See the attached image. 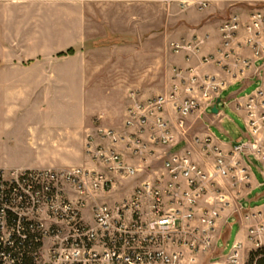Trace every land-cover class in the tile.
I'll return each instance as SVG.
<instances>
[{"label":"built area","instance_id":"built-area-1","mask_svg":"<svg viewBox=\"0 0 264 264\" xmlns=\"http://www.w3.org/2000/svg\"><path fill=\"white\" fill-rule=\"evenodd\" d=\"M211 2L193 0L199 10ZM219 32L221 46L201 56L199 66L172 68L168 91L130 92L122 130L98 127L88 136L92 166L0 168L2 264H249L252 254L263 253L264 207L248 212L239 201L250 194L254 162L264 176V7L231 14ZM203 43L196 36L170 42L169 50L190 62ZM255 61L260 84L244 105L246 139L230 148L211 136L188 140L186 119L213 106L227 84L199 67L214 64L237 77ZM169 108L189 147L166 152L161 168L130 194L103 201L122 180L154 165L145 167L158 148L178 141ZM232 205L242 234L223 255L218 222Z\"/></svg>","mask_w":264,"mask_h":264},{"label":"rangeland","instance_id":"rangeland-1","mask_svg":"<svg viewBox=\"0 0 264 264\" xmlns=\"http://www.w3.org/2000/svg\"><path fill=\"white\" fill-rule=\"evenodd\" d=\"M45 1L35 0L34 5L28 6L21 15L25 16L29 22H37V30L39 29L40 32L45 31V26H51L54 34L65 22L70 27L72 26V29H75L78 24L74 19L69 20L68 12L62 10L60 12L53 11L52 13L49 6L45 5ZM82 2L86 6V17L90 22V44H88L91 47L81 55V58L87 64L93 66L90 73L94 74V81L88 87H84L85 89L75 88L77 89L78 101L74 105L67 103L69 106H75L78 128H83L84 125L88 127L96 125L102 127L105 124L122 125L124 122L122 113L125 106L129 104L131 91L138 90L142 95H154L163 91L164 87L166 88L163 78L166 41L178 38L186 29L194 27L196 23H201L208 18H226L233 12L231 3L232 5L235 4L234 1L212 0L206 9L199 10L193 4V0H82ZM183 2H185V7L182 6ZM250 8L253 7L246 8L242 6L240 9ZM18 13L19 10L10 13V15H17ZM0 15L3 14L0 13ZM52 18L54 22L50 24ZM33 26L35 25L33 24ZM29 32L32 33V29ZM69 49H73L74 53L59 55ZM69 49L50 57L51 59H58L76 54L75 48ZM34 61V59H28L24 64L29 65ZM73 62L78 61H72L71 63ZM259 64L261 62H257V65ZM9 78L10 76L5 75V73L0 74V113L4 115L6 111L12 110L14 116L12 115L11 120H8L5 116L0 118V133L6 129L7 122H11L15 129L12 135L14 139L23 137V139H30L28 142L33 143L32 138L35 136L33 133L30 136L28 132L31 131L33 126L36 128L39 125L30 124L28 126L29 123H43L47 116L58 114L59 111L62 119L67 117V107L62 104L58 107V104L54 103L50 107V104L47 105L45 97L48 95L47 90L49 88L55 92L57 90L62 92L63 89L67 90L69 88L40 87V85L36 84L34 86L26 82L24 78L22 80L21 77L13 78V80ZM253 81L251 85L240 92V95L249 94L259 86L260 80L254 79ZM240 87V84L230 86L222 94L223 99L240 89ZM84 92H86V100L84 99ZM90 106L92 110L89 109ZM219 108L225 113L222 121L217 124L211 123L208 117L212 115V110L209 109L206 112L207 117L202 120V124L223 141L238 142L244 139L242 134L244 123L241 117L233 111L230 103L224 107L220 103ZM88 109L90 115L86 116L84 114L87 113ZM103 112L107 117L104 116L99 119V114ZM66 124L65 122L61 124V127H64L62 129H65L64 131H68ZM27 126L28 132L20 134L18 130ZM11 128L12 126L8 130H11ZM221 128L226 133H223ZM42 130L45 131L46 128H42ZM64 131H61V138L67 136L66 133H63ZM46 143H40L39 148L35 149L34 152L29 148L28 150L22 148L18 144L14 146L0 144V163L5 161L17 162L23 156L30 157L34 154V157L44 163L60 162L67 164L70 161H81L86 153V150L84 152V136L79 133L69 132L67 142L61 139V142L56 145ZM66 167L72 166L57 168ZM253 170L257 180L264 181L256 162L253 163ZM136 179L137 176L124 179L121 184H118L112 190L119 188V193L124 196ZM262 192H264V188L254 189L251 195L240 201V204L244 209L263 205L264 197L256 198V195ZM225 220L227 225L222 227L216 242L219 252L223 255L230 252L240 233V225L236 216H230Z\"/></svg>","mask_w":264,"mask_h":264},{"label":"crops","instance_id":"crops-1","mask_svg":"<svg viewBox=\"0 0 264 264\" xmlns=\"http://www.w3.org/2000/svg\"><path fill=\"white\" fill-rule=\"evenodd\" d=\"M226 2H233L234 5L231 3V7L233 8V12H231L228 16L231 14H242L246 15L248 12H250L253 9L257 8H263L264 7V0H222ZM35 3V0H0V13L3 15H0V74L5 73V75L10 76V80H13V78L21 77V79L33 84L34 86L37 84L40 87H64L69 88L67 90L63 89V91L57 90L56 92L52 89H48V95H46L45 99L47 102V105L54 103L58 104V107H60L62 104L64 107H67V117L61 118L60 111L58 114H54L53 116H47L45 119V122L38 123V122H32L30 124H38L39 126L36 128L31 129L30 132H28V126L26 128H20L18 131H20V134L27 133L31 136V134H34V138H32V142L30 143V139H14L13 133V123L7 122V125L5 126L6 129L0 133V144L1 145H7V146H14L15 144H18L22 146V148H25L28 150L31 149L32 152L36 151L35 149L39 148L38 145L43 142H47L49 145H56L59 144L62 140H65L67 142V136L69 132L75 134L79 133L80 135L84 136V152L86 150V141L89 135L95 136L97 132L98 126L88 127L87 125H84L83 128H78L79 126L76 124L77 116H76V110L74 103L76 104V101H78V95H77V87H80L81 90L84 87H88L91 82L94 80V74L90 71H92L93 66L90 64H87L85 61L82 60L81 55L84 54L85 51H87L90 47V22L88 21V18L86 17V6L82 2V0H46L45 5L49 6V9H51V12L53 11H66L68 12V16H70V19L76 20V23L78 24L75 29H72V26L68 23H64L59 29L53 34V28L51 26H45V31H39L37 30V22H32L23 15H21L24 10L28 6H33ZM253 7L250 9H240L241 7ZM19 10V13L17 15H10L12 12H16ZM74 15V16H73ZM227 16V17H228ZM226 17V18H227ZM223 19H217V18H208L205 21H202L201 23H196L194 27H190L184 31V33L181 34V36L176 37L174 40L170 39L167 40L165 43V50H164V90L156 93L154 95L162 94L168 91L170 87L171 82V75H172V68L174 66L179 67H187L189 65L193 66H199L200 64V58L201 56H207L209 54L215 53L218 48L221 46V36L219 32V26L222 23ZM54 22L53 18L50 20V24ZM35 25L32 27V25ZM30 29H32V33H30ZM200 37L204 39V43L201 46V51L198 55V57H194L190 62H187L186 59L182 55L173 54L169 50V44L172 41H180L182 39L189 40L193 37ZM89 43V44H88ZM87 47V48H86ZM69 48H75L76 54L73 56H67L62 57L58 59H51L50 56L57 54L58 52L66 51ZM83 49V50H82ZM81 50V51H79ZM247 57H252V53L250 50H244L242 52ZM83 57V56H82ZM28 59H34L35 61L30 63L29 65H25L24 62ZM81 60V61H80ZM66 61V62H65ZM72 61H78L73 62ZM257 62L261 61H255L253 67L245 70L243 75H239L237 77L232 76L231 74L221 70L219 67L215 66L214 64L204 65L200 66V72L201 73H209L212 75L217 76L218 79L225 81L226 87L220 92L219 98L215 101L214 105L208 108H205L203 111L196 113L192 116H189L186 119L184 130L186 132V136L188 140L193 139L194 137H206L211 136L213 137L214 141L223 145L226 148H230L232 145L243 141L247 137V130L244 124V129L242 131V134L244 136V139L238 141V142H226L219 138H217L210 129L202 124V120L204 117H207V110H212V115L208 117L211 123L217 124L218 122L222 121L225 117V113L220 110L219 104L222 103V107L230 103L231 108L235 113H237L243 123H244V117H245V111H244V105L246 102L247 96L246 95H240V92L247 88L249 85H251L255 80H260L258 77L257 67H259L261 64L257 65ZM260 73L264 75V70H261ZM55 82V83H53ZM49 84V85H48ZM240 84V89L233 92L231 95L227 96L223 99L222 94L226 92L230 86ZM58 88V89H59ZM85 89V88H84ZM255 90V89H254ZM253 90V91H254ZM252 91V92H253ZM87 92V91H86ZM86 92H84V99ZM251 92V93H252ZM9 93V92H8ZM154 95H144V96H154ZM86 100V99H85ZM64 102V103H63ZM67 103L73 104L72 106L67 105ZM130 103V99H129ZM128 105L125 106V109L123 110L122 117L125 120V114L126 109ZM216 108V109H215ZM66 109V108H65ZM90 110L91 106L89 107ZM87 110V113L85 112L84 115L88 116L90 115V110ZM30 110V109H29ZM29 113V112H28ZM12 110L6 111L4 115L0 113V118L5 116L8 120H11L12 116ZM104 116H106L103 113L99 114V119H102ZM85 117V116H84ZM107 117V116H106ZM166 117L171 120L172 122V128L176 131V134L178 135V141L175 142L173 145L166 146L163 148H158L155 151V156L148 159V162L145 164V167H148V164L151 163V161H154V165H152L150 168H146V170L140 174H138L137 179L134 180L133 186L125 193L123 196L122 193H119L120 191L117 188L116 190H112L108 194L104 195L102 200L106 201L108 203H113L115 201H118L125 197L126 195L130 194L135 186L138 185L140 181L143 179L148 178L149 176H153L155 174L154 169H160L162 166V160L166 155V152H175V149L182 150L184 148L189 147L188 142L185 140V137L181 134H179V130L176 126V114L173 112L172 109L169 108L167 111ZM67 125L68 131H64L65 129H62L64 127H61V124L64 123ZM11 130H8L9 127H11ZM78 126V127H77ZM102 127L111 128L114 130H122L124 128V122L121 125L113 124V125H103ZM42 128H46L45 131L42 130ZM42 130V131H41ZM64 131L63 133H66L67 136L64 138H61L60 135L61 131ZM221 131L223 133H226L224 129L221 128ZM56 140V141H55ZM31 146H30V144ZM46 143V144H47ZM37 145V147H35ZM58 146V145H57ZM61 148V146H60ZM124 153H126V159L132 163H135L136 165H139V160L133 159L130 156L127 155V152L125 149L122 148ZM48 161V160H47ZM92 166V163L90 161L89 156L85 153L82 160L79 162H73L70 161L67 164L56 162V163H44L42 160L37 159L34 157V154L30 157L23 156L20 160L17 162H9L5 161L3 163H0V168H47V167H64V166ZM259 171L261 173V176L264 178L261 172V166L258 164ZM253 166H252V181H251V189L250 194L254 189L257 188H264V181L260 182L257 180L255 173L253 172ZM118 192V193H117ZM248 195V196H249ZM264 197V192L261 194H257L256 198ZM241 201V200H240ZM239 201V203H240ZM264 207V204L258 207L250 208V209H244L248 212H255L258 209H261ZM234 206H230L228 209H226L222 214L218 222V237L220 235V231L223 226L227 225V222L225 219H227L230 216H236L237 221L240 225V233L242 234L241 229V218L238 212L234 211ZM244 208V207H243ZM221 254V252H220Z\"/></svg>","mask_w":264,"mask_h":264},{"label":"trees","instance_id":"trees-1","mask_svg":"<svg viewBox=\"0 0 264 264\" xmlns=\"http://www.w3.org/2000/svg\"><path fill=\"white\" fill-rule=\"evenodd\" d=\"M73 53H74V50L69 49L67 52L61 53L59 55H70ZM0 252H1V246H0ZM0 264H2L1 256H0ZM249 264H264V251L263 253L252 254Z\"/></svg>","mask_w":264,"mask_h":264},{"label":"water","instance_id":"water-1","mask_svg":"<svg viewBox=\"0 0 264 264\" xmlns=\"http://www.w3.org/2000/svg\"><path fill=\"white\" fill-rule=\"evenodd\" d=\"M216 109V108H215Z\"/></svg>","mask_w":264,"mask_h":264}]
</instances>
